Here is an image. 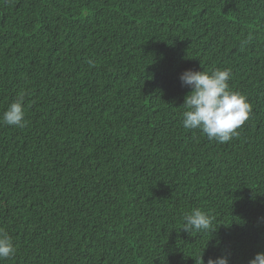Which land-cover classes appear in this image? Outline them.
Here are the masks:
<instances>
[{
	"label": "trees",
	"instance_id": "16d2710c",
	"mask_svg": "<svg viewBox=\"0 0 264 264\" xmlns=\"http://www.w3.org/2000/svg\"><path fill=\"white\" fill-rule=\"evenodd\" d=\"M230 70L227 143L182 126L185 70ZM0 264H248L264 251V0H0ZM212 217L183 230L186 214Z\"/></svg>",
	"mask_w": 264,
	"mask_h": 264
},
{
	"label": "clouds",
	"instance_id": "9594fccd",
	"mask_svg": "<svg viewBox=\"0 0 264 264\" xmlns=\"http://www.w3.org/2000/svg\"><path fill=\"white\" fill-rule=\"evenodd\" d=\"M230 70H185L180 74L182 86L191 91L184 98L182 126L185 130L199 129L209 140L227 143L238 135V129L246 122L252 111L247 98L229 87ZM0 123L23 128L26 126L23 97L10 103L0 116ZM183 230L204 232L210 229L212 217L195 210L183 217ZM16 248L7 234L0 230V261L14 256ZM207 264H230L228 255L209 258ZM248 264H264V251L257 252Z\"/></svg>",
	"mask_w": 264,
	"mask_h": 264
}]
</instances>
